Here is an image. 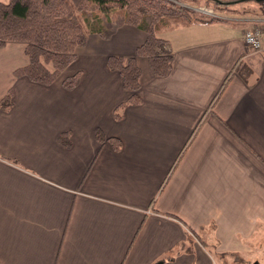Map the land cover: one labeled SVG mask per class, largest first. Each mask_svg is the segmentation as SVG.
Here are the masks:
<instances>
[{
  "label": "crops",
  "instance_id": "0c3cea01",
  "mask_svg": "<svg viewBox=\"0 0 264 264\" xmlns=\"http://www.w3.org/2000/svg\"><path fill=\"white\" fill-rule=\"evenodd\" d=\"M250 19L162 31L171 70L137 56V104L107 66L136 55V25L90 33L51 84L14 74L25 43L0 45V98L13 90L0 108V264H264V47L246 45Z\"/></svg>",
  "mask_w": 264,
  "mask_h": 264
},
{
  "label": "trees",
  "instance_id": "16d2710c",
  "mask_svg": "<svg viewBox=\"0 0 264 264\" xmlns=\"http://www.w3.org/2000/svg\"><path fill=\"white\" fill-rule=\"evenodd\" d=\"M264 10V6H260ZM264 12V11H263ZM264 14V13H262ZM203 18L194 9L173 0H9L0 1V45L10 41L25 43L28 62L14 70L16 76H27L43 84L53 83L77 58V49L86 44L90 33L110 38L123 24L130 23L146 32V39L136 49V55L125 60L110 55L107 66L121 73L124 86L132 91L128 103H140L141 68L137 56L148 57L151 68L159 76L169 73L173 61V46L161 32ZM80 71L66 76L63 85L73 88ZM13 90L0 98V108L9 109ZM121 104L119 107H122ZM121 116L117 110V117ZM98 136L102 140L100 131ZM62 140L68 143L67 134ZM116 149L118 137L107 138Z\"/></svg>",
  "mask_w": 264,
  "mask_h": 264
},
{
  "label": "rangeland",
  "instance_id": "374dc122",
  "mask_svg": "<svg viewBox=\"0 0 264 264\" xmlns=\"http://www.w3.org/2000/svg\"><path fill=\"white\" fill-rule=\"evenodd\" d=\"M179 4H183L188 6L191 9H194L200 16L203 18H215L221 19L225 21H234L245 22L247 18H252L250 20L253 21L252 26L260 25L264 20L263 9L258 7V5H252L246 8H237V9H229L233 6L219 7L213 4H208L205 0H173Z\"/></svg>",
  "mask_w": 264,
  "mask_h": 264
},
{
  "label": "built area",
  "instance_id": "2783aa9c",
  "mask_svg": "<svg viewBox=\"0 0 264 264\" xmlns=\"http://www.w3.org/2000/svg\"><path fill=\"white\" fill-rule=\"evenodd\" d=\"M244 40L249 48L257 51L262 50L264 47V25L260 24L247 28L244 32Z\"/></svg>",
  "mask_w": 264,
  "mask_h": 264
},
{
  "label": "flooded vegetation",
  "instance_id": "af4514ba",
  "mask_svg": "<svg viewBox=\"0 0 264 264\" xmlns=\"http://www.w3.org/2000/svg\"><path fill=\"white\" fill-rule=\"evenodd\" d=\"M208 4H213L219 7L233 6L229 9L246 8L252 5L264 6V0H205ZM253 3V4H252ZM252 4V5H251ZM254 5V6H255Z\"/></svg>",
  "mask_w": 264,
  "mask_h": 264
}]
</instances>
